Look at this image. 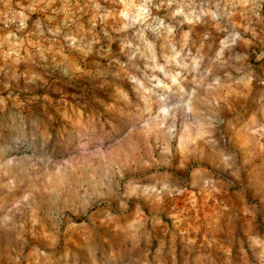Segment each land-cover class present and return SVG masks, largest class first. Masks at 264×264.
I'll list each match as a JSON object with an SVG mask.
<instances>
[{
  "label": "rangeland",
  "instance_id": "rangeland-1",
  "mask_svg": "<svg viewBox=\"0 0 264 264\" xmlns=\"http://www.w3.org/2000/svg\"><path fill=\"white\" fill-rule=\"evenodd\" d=\"M0 264H264V0H0Z\"/></svg>",
  "mask_w": 264,
  "mask_h": 264
}]
</instances>
